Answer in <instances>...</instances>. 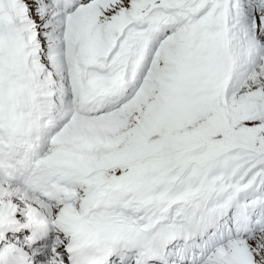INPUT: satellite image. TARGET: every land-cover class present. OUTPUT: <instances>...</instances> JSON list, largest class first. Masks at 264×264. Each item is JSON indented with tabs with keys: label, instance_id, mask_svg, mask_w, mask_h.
<instances>
[{
	"label": "snow or ice",
	"instance_id": "obj_1",
	"mask_svg": "<svg viewBox=\"0 0 264 264\" xmlns=\"http://www.w3.org/2000/svg\"><path fill=\"white\" fill-rule=\"evenodd\" d=\"M0 264H264V0H0Z\"/></svg>",
	"mask_w": 264,
	"mask_h": 264
}]
</instances>
